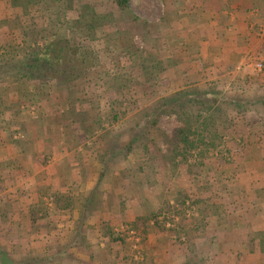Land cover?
I'll use <instances>...</instances> for the list:
<instances>
[{
	"label": "crops",
	"instance_id": "1",
	"mask_svg": "<svg viewBox=\"0 0 264 264\" xmlns=\"http://www.w3.org/2000/svg\"><path fill=\"white\" fill-rule=\"evenodd\" d=\"M183 1L187 2L189 9L188 13L180 14L176 6L183 4ZM161 2L167 14L175 16V21L184 15L196 20L190 27L191 30L194 29L193 33L188 35L187 39L184 38L189 44L183 42L188 46L197 45L198 50L193 57L203 60L204 69L199 75L202 76V81L206 80V68L214 67L218 72L216 78L224 72H237L248 64L245 62L248 53H258L264 48V23H258L259 15L252 13L256 6H253V9L246 6L239 8V3L237 5L233 0ZM206 4L211 6L212 10L205 11ZM223 16L229 21L228 24L221 23ZM249 19L253 23L249 24ZM161 21L162 19L151 24L159 30L157 39L160 42L157 43V51H145V56H154L162 63L161 68L157 70L158 79L162 78L161 71H165L164 61L167 54L164 48L167 47L168 39L169 42L176 41V37H172V31L167 34L160 31ZM163 21L166 23L165 28H169V24L173 23L167 18ZM220 38L224 40L220 42ZM159 49L163 50L158 51ZM190 68L191 66L187 71ZM193 72L191 70L189 75L194 74ZM25 117L24 115L23 119ZM27 118L29 119L24 122L18 121L16 128L19 129L16 132H22L33 118L38 124L36 127L34 125V129L39 130L41 123H38V118L29 114ZM57 122L54 124L52 121L51 124L57 126L51 128L47 126L48 123L42 124L43 137L35 139L29 131L25 137L27 139L24 140L25 144L15 141L16 145L3 143L2 133L5 130L0 128V264H62L63 259L66 263L69 261V264H95L92 261L95 260L94 257L87 255V248L90 246L111 251L115 256L113 264H130V257L126 255H132L133 250L140 255L145 254V258L141 255V259L134 256L135 260H144L143 264H198L199 260V264H264V159L261 160L258 151L254 152V157L250 154H238L236 162L220 163L221 169L215 168L205 172L200 167V170L195 172L193 166L180 163L177 166L166 164V169L160 156L156 154V151H164L165 148L154 146L152 152L149 150L150 144L145 143L143 148L147 157L144 159V152L140 150V155L135 156L134 163L129 161L126 167L130 182L133 181L139 196L134 200L128 199L123 204L125 207H120L118 202L126 200L123 195L111 192L94 201V194L100 185L105 187L104 190L108 189L113 174L112 166L119 160L116 155L127 152L128 155L130 144H121V150L111 152L110 159H106L105 154L96 150L93 145L89 150L88 145L83 144L87 155H84L83 151L81 158L71 161V154L79 153L77 143L72 138H57L58 129L65 127ZM72 130L81 132L80 137L84 142L89 140V135H84V130ZM90 137L94 138L95 135ZM98 139L96 138L97 141ZM227 146L229 151H237L230 142ZM166 183H169L168 187ZM160 184L173 191V196L184 193L194 197L193 201L195 197L199 200L203 208L201 211L204 210L200 215L203 218L197 217L198 211L194 217L197 222L181 228L183 232L190 233V242L177 243L174 236L168 232L153 230L154 232L147 235L144 243L134 244L131 247L134 249L131 250L116 241L109 243L104 240L103 243L96 242L91 245L94 239L89 238L90 233L101 232L107 224V230L119 233L124 228L125 220L133 221L134 203L136 206L150 204L152 209L157 208L145 212V221L159 212L163 214L161 211L165 209V198L151 197L154 190L161 187ZM200 185H204L205 194L201 193L202 190L197 191ZM144 191L145 194L140 195ZM101 204L103 207L100 214V211L95 210L101 207ZM121 211L122 215L118 219V212ZM90 216L93 221L87 220ZM162 237L166 240H161ZM199 246H205L201 259L194 255Z\"/></svg>",
	"mask_w": 264,
	"mask_h": 264
},
{
	"label": "trees",
	"instance_id": "2",
	"mask_svg": "<svg viewBox=\"0 0 264 264\" xmlns=\"http://www.w3.org/2000/svg\"><path fill=\"white\" fill-rule=\"evenodd\" d=\"M129 6L130 0H0L1 14L4 13L0 28L5 27L2 32L9 38L3 41L0 36V117L12 116L24 122L29 118L23 119L20 108L29 105L37 110L38 123L58 121L87 134L89 130L100 128L102 122L112 124L130 110H140L146 119L144 125L135 128L139 136L134 135L132 142L162 141L165 149L156 154L166 169V164L177 166L180 163L201 167L206 172L220 168V163L236 162L241 153L254 157L256 151L263 160L264 110L254 112L251 106L264 105V96L229 95L213 86L200 89L193 84L176 86L167 93L174 67H181L183 63L197 65V70L183 69V76H189L191 70L199 76L204 69L202 59L176 57L169 43L164 61L168 78L166 75L161 82L158 81L161 77L157 80L159 83L155 81L156 74L152 71L159 70L162 63L154 56H145V60L138 56L139 72L136 76L129 73L127 65L135 62L132 58L138 47L131 41L125 45V40H131L132 29L140 35L145 32V23L139 19L125 20ZM156 28L154 25L146 27V41ZM96 41L104 49L103 59L104 55L93 47ZM155 41L160 42L157 38ZM107 59L111 62L116 59L111 69ZM148 59L153 60L151 64H147ZM145 76L148 82L154 80L156 92L163 94L146 112L138 101L153 95L155 88L133 82ZM108 78H111L109 84L97 85ZM248 79L246 77L245 81ZM60 83L67 86L61 87ZM106 90V97L98 99L97 93ZM162 115L174 116L179 124L169 134L157 128ZM3 120L9 119L0 118V122ZM0 128H3L1 124ZM228 142L237 151H229ZM143 152L145 159V149ZM193 198L184 193L168 198L161 211L163 214L159 212L146 219L147 228L140 234L142 240L153 230L171 228H166L167 221L171 222L170 226L180 227L174 223L175 216L184 219L185 212L193 209L185 206L186 203L198 206L197 216L203 218L200 215L204 210L201 211L199 200L195 197L193 201ZM189 218L197 222L193 216ZM174 226L169 230H175ZM181 228L184 229L182 225ZM109 232L110 240L119 241Z\"/></svg>",
	"mask_w": 264,
	"mask_h": 264
},
{
	"label": "rangeland",
	"instance_id": "3",
	"mask_svg": "<svg viewBox=\"0 0 264 264\" xmlns=\"http://www.w3.org/2000/svg\"><path fill=\"white\" fill-rule=\"evenodd\" d=\"M233 2H235L236 4L239 3V5L237 4L238 5L237 7H239V8L242 6L243 7L246 6L248 8H252L253 6H256V9H254L252 11V13L259 15V17H257L258 23H261V24L264 23V0H233ZM161 3H162L161 0H130L129 10L124 15V18H125V20L128 21V20L132 19L133 17H135V18L139 19V22H142V23L146 22V23H149L150 25L157 23L159 20L162 19V21H161L162 23H160V26H159V28L161 27L160 31L163 34H167V33H170L172 31V33H173L172 37H176L175 43L168 44V46H170L171 51H175L174 55H176V57H180L184 60H186L188 58L193 59V56L196 55L195 53L198 50L197 45H194V44H190L189 46L186 45V43H188L189 41L186 42V40L184 38L187 39V36L188 35L190 36V34L193 33L194 29L191 30L190 27L192 26L191 24L193 22H195L196 20H193L191 18V16H188V15H184V17L183 16L181 17L179 15V18L181 17V19L175 21V19H176L175 16L172 14L169 16L167 14V11L162 7ZM177 7H178V9H177L178 13H180V14H182L184 12L188 13L189 8L187 7L186 1H183V4L181 3L179 6L177 5L176 8ZM204 9H205V11L206 10L207 11L212 10L211 6H209L207 4L204 7ZM163 11H164V13H163ZM1 12H2V8L0 10V20L2 19V14H4V13L1 14ZM166 18L169 21L170 20L173 21V23H171L172 26L169 24V28L164 27V24H166V23L163 20L164 19L166 20ZM221 18H223V20H221L222 24H228L229 23V21L224 16ZM174 21H175V23H174ZM249 22H250L249 24L253 23L251 19H249ZM149 24H145V32H146V25H149ZM187 27H189V28H187ZM4 29H5V27L0 28V36H2L1 39L3 41H7L9 38L7 35L5 36V34H3L2 31H4ZM238 29L239 28L237 27L236 30H238ZM132 30H133L131 33L132 38H131V40H130V38L125 40V45H128V43H130V41H131L132 44H134V46L138 47V50L136 51V53H134L135 55L132 58V60L135 62H133L132 66H130V64L127 65V69H129V73L136 76L137 73L139 72V67L137 66L139 64L138 56L142 60H145V51L146 50H149L152 53L157 51L158 44L155 40L157 38V32H159V30L157 28L155 30L152 29V31L148 35L149 36L148 41L145 40V32L142 35H140L134 29H132ZM252 32H253V30H251L250 33L252 34ZM163 34H161V36ZM143 35H144V37H143ZM178 37H180V39H178ZM203 39L205 40L206 37H204ZM222 39L223 38H220V42H222ZM183 41L186 43H184ZM168 42H169V39H168ZM200 42H202V41H200ZM39 43L41 44V41H39ZM259 43L262 45L261 42H259ZM93 47L97 48L99 50L100 54H103L104 49L102 47V44L98 43V41H96L93 44ZM219 48L222 50L221 45L219 46ZM162 50L163 49H159L158 51H162ZM149 51H147V53ZM248 54L249 55H247V57H245V62L248 64L245 65L244 67H242V69H240V70L237 69V70H239V71L236 70L237 72H234V71L224 72V73L219 74L220 76L218 78H216V75L218 74L217 70L214 67L208 68V69L206 68L207 76H206L205 81L201 80L202 76H200V78H199V76L196 74H191L189 76H183L182 75L183 69H187L189 66H191L193 69L197 70V68H198L197 65L195 66L192 63L189 65L187 63H183V65L181 67L176 66L173 68V70H174V71H172L173 74H172L170 80L168 81L169 82L168 86L170 87L169 88L170 91L167 93H170L173 90H175L176 86H180V85L184 86V84L185 85L193 84V85H195V87H198L200 89H206L208 87L213 86L215 88H218L219 90H223V92H225L229 95L243 94L245 96H250V97H254V96L262 97V96H264V48L261 51H259L258 53H256V51H251ZM106 56L111 57L109 55H106ZM114 56L118 57L119 55L114 54ZM104 57H105V55L102 56V59ZM114 61H116V59H114L113 62H111L107 59L106 62H107V64L109 63L108 67H110V69L113 66H115ZM152 61H153L152 59H148L147 62H149V63H147V64H151ZM208 64H209V62H208ZM235 64H237V63H235ZM206 67H208V65H206ZM152 72H154L156 74V78H155L156 82H158V81L161 82V80L164 79L163 77L166 75H167L166 78L169 77V73H166V75H165V71H161L160 76H162V78L160 80H158L159 72L158 71H152ZM246 77L250 78V79L245 81ZM135 81L140 82L141 84H145L147 86L152 85L153 88H155L153 95H151L149 97L147 96L146 98L144 97L138 101L139 106L141 108L145 107V112H146L148 108L153 106V103L157 102L159 96L163 95L162 91H160V94H158L156 92V84L154 83L155 81L150 80L148 82L146 76L144 79L143 78L134 79L133 82H135ZM56 82H58V81H56ZM110 82H111V78L110 79L108 78V79H104L102 82H99L97 85L98 86L105 85V83L109 84ZM50 83L55 84V82H53V81H51ZM60 84H62V85H60L61 87L67 86V84H64V83H60ZM172 87H174V88H172ZM106 92H107V90L104 93H97L98 99L106 97V95H105ZM98 99H96V100H98ZM20 109L22 111L21 114L25 115L26 117L28 114L33 116V117H37V114H36L37 110L33 106L26 105V106L21 107ZM251 109H253L254 112L263 111L264 105L261 103H257L256 105H252ZM254 112H252V113H254ZM0 118L9 119V120H5V121L3 120L2 122H0L1 126L5 129V132L2 133L3 134L2 139H4L3 143H5V144L8 143V144H15L16 145V143H14L15 141H19L21 144L24 143V140L27 139L25 137H27L26 135L29 131L31 133H33L31 137H33L35 139L43 137V131H44L43 127L44 126L42 124L41 125L39 124V127H40L39 130L34 129V125H35V127H36V125H38L35 118H33V120L31 121V123H30L31 125L28 123L26 128L22 132H20V131L16 132V130H13L16 127H18V125H19V122L15 117L9 116V118H8V117H6V115H2V117H0ZM145 119H144L143 113H140V110L139 111H137V110L131 111L130 110L125 115H121L118 118V120L116 122H113L112 124H107V122H102L100 125V128H95L94 131L88 129L89 132L87 134H84L87 136L89 135L87 137V139H89V140H87V142H84L82 140V137H80L81 132H76V131L72 130L74 128L61 127V130L58 129L57 138H59V140L72 138L73 141L75 143H77L76 146H78V149H79L77 152H79V153L76 155L71 154L72 155V157L70 159L71 161H75V159L78 160L79 158H81L83 156V154H82L83 151H84L83 152L84 155H87L86 150L83 148V144H84V146L88 145L87 147H89L88 148L89 150H91V146L93 145L96 150L101 151L102 153L105 154L106 159H110L109 155L111 154V152H114V150H121V147H122L121 144L130 143V142L132 143V144H130L131 150H130V153L128 155H127L128 152L126 154L125 153H123V154L117 153L116 157L117 158L119 157V160L117 161V164L115 166H112L113 174H112L110 183L108 185V189L104 190L105 187L103 188V185H100L99 189L96 188V194H94L95 195L94 201L102 199L104 195H106V194L109 195L111 192L117 193V194H120V196L123 195L122 197H125V199H126V200H120L118 202V205L121 207V206H124L123 204L126 203V201H128V199L134 200V198L139 196L138 195L139 192H136L137 191V190H135L136 186L133 184V181L131 180V182H130V177L126 173V171H127L126 167H127L129 161H131V164L134 163L135 156L140 155V150L144 151L143 147H145V142H142V140H141L139 143H133L132 141H133L134 135L136 137L139 136L138 132L135 131V128H137L138 126L144 125ZM51 123L52 122L48 123V125H47L50 128L54 127V125H52ZM178 125L179 124H178V122L174 116L162 115L159 119L158 124H157V128L161 129V130H163L169 134L171 132V130ZM31 128H32V131H31ZM54 131L55 130H53V132ZM75 132H76V134H75ZM92 135H95V137L91 138L90 136H92ZM90 138L93 140H91ZM96 138H99L98 141L96 140ZM148 144H150L149 150L152 152H154V150H153L154 146H157V147L160 146L163 149L165 148L162 141H160V140H156L155 142H151V143L148 142ZM70 146L71 145H69L68 147L70 148ZM139 146H140V149H139ZM133 148H134V150H133ZM222 150H224V149L222 148ZM106 151H107V154H106ZM74 156H77V157H74ZM142 159L143 158H141V160ZM194 163L195 162L192 160V165H194ZM193 168H194L193 171H195V172L197 171V169L200 170V167L197 168L196 166H193ZM131 174H132L131 175V178H132L133 172ZM122 183H123V186H122ZM166 184L168 187L169 183H166ZM158 185H155V186H158ZM161 185L162 184H160V186ZM121 189L124 190V192ZM200 190H202L201 193L205 194L204 185H200L199 188L197 187V191H200ZM172 193H173V191H170L169 188H166V187L164 188V185H163L160 188L157 187L154 190V193L151 194V197H154L157 199H164L165 198V200H167L168 198L173 196ZM143 194H145V191L142 192V194H140V195H143ZM48 199H47V202L49 203ZM200 201H204V200L200 199ZM110 202L113 203V200H111ZM132 203H134V202H132ZM171 204H172V201L169 202V205H171ZM159 205H160V207H162L161 203ZM186 205L191 206V208H193V209L187 210V212H185V215H184L185 217L182 216V217H184V219L179 220L178 216H175V218H174V223L177 225L180 224V227H178L177 230L170 231L169 229H173L174 224H173V226H170L171 222L167 221L166 222V228H168V227H171V228L163 231V232H168L169 235L171 234V236H174V239L177 243H180V242L188 243V242H190V239L192 238V237H190V233H188V231L183 232L181 229V225L184 226V225L194 224V220L189 218V217L190 216L196 217V215L198 214V212H197L198 206H193V204H190V203L189 204L186 203L185 206ZM199 205H201V204H199ZM152 206H154V205L152 204ZM102 207L103 206L101 204V207L96 208L95 211H97V212L100 211V214H101V211H102L101 208ZM98 209H100V210H98ZM132 209H133L132 214H133L134 219H133V221L131 220L129 222H126V220L123 219V220H125V224H124V228L121 232H119V233H118V231L117 232L116 231H110L109 232V230L106 229L107 226H109L107 224L105 228L104 227L102 228L101 232L95 231V233H90L89 238L91 240L94 239V241L91 243V245H94L93 243L96 244V242L97 243H100V242L103 243L104 240H106L109 243H114L115 241L110 240L109 234H107V232L111 233L114 238L119 239V241H116V242H118L119 245H121L122 247H125V246H127L128 248L130 247V250L134 249V248H131L134 244L144 243L145 239L142 240V235H140V234L142 231L145 230V228H147V223L145 221V212L157 210V208L152 209L150 204H146V205L143 204L141 206H136L134 203ZM122 212L123 211L118 212L119 213L118 219L122 215ZM87 220L93 221L91 216L88 217ZM131 222H133V223L130 224ZM91 225H92V223H91ZM175 229H176V227H175ZM86 235H87V233H86ZM175 236H176V238H175ZM121 240H123L124 242H122ZM161 240H166V238L162 237ZM201 247L202 246H199L196 249L197 250L196 254H194L198 258L205 253V246H203L202 248ZM121 251H122V249H121ZM133 252H132L133 253L132 255L131 254L126 255V256L130 257V260H131L130 264H143L144 260L141 261V260H139V258L141 257V255L145 258V254L141 253V255H140V253H136L134 250H133ZM88 254H90V255H92V257H94L95 260H92V261L95 262V264H113L112 262L115 258V256L113 255V253L111 251H105L104 249L100 250V249H97V248H94L91 246L89 248H87V255ZM120 256L122 257V255H120ZM131 256H132V258H131ZM134 256H137L139 258H137L135 260ZM124 258H126L125 255H124ZM124 258H122V260H124ZM200 259H201V257H200ZM199 263H200V260H199L198 264ZM62 264H69V261H68V263H66V260L63 259ZM83 264H86V263H83Z\"/></svg>",
	"mask_w": 264,
	"mask_h": 264
}]
</instances>
